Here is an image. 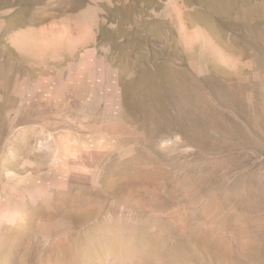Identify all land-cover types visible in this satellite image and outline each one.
Segmentation results:
<instances>
[{"label": "rangeland", "instance_id": "obj_1", "mask_svg": "<svg viewBox=\"0 0 264 264\" xmlns=\"http://www.w3.org/2000/svg\"><path fill=\"white\" fill-rule=\"evenodd\" d=\"M0 264H264V0H0Z\"/></svg>", "mask_w": 264, "mask_h": 264}]
</instances>
